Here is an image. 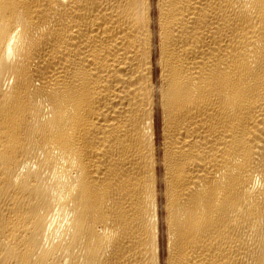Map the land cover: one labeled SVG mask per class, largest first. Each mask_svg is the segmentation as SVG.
Masks as SVG:
<instances>
[{"label":"bare ground","instance_id":"obj_1","mask_svg":"<svg viewBox=\"0 0 264 264\" xmlns=\"http://www.w3.org/2000/svg\"><path fill=\"white\" fill-rule=\"evenodd\" d=\"M0 264H264V0H0Z\"/></svg>","mask_w":264,"mask_h":264},{"label":"rangeland","instance_id":"obj_2","mask_svg":"<svg viewBox=\"0 0 264 264\" xmlns=\"http://www.w3.org/2000/svg\"><path fill=\"white\" fill-rule=\"evenodd\" d=\"M156 124H157V128L160 129V126H161V120H160V113H159V110L157 111V114H156ZM158 129V130H159ZM162 197L160 198V201L162 202ZM163 216H164V212H163V209L160 210V232H161V236H160V241H161V255H162V258L163 256L165 257V246H166V235H165V225L163 224Z\"/></svg>","mask_w":264,"mask_h":264}]
</instances>
